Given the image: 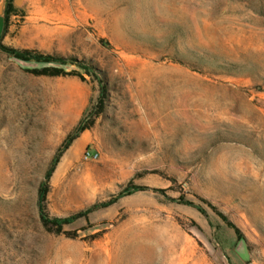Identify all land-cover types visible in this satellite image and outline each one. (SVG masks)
<instances>
[{"label":"rangeland","instance_id":"obj_1","mask_svg":"<svg viewBox=\"0 0 264 264\" xmlns=\"http://www.w3.org/2000/svg\"><path fill=\"white\" fill-rule=\"evenodd\" d=\"M0 41V264H264V0H0Z\"/></svg>","mask_w":264,"mask_h":264},{"label":"bare ground","instance_id":"obj_2","mask_svg":"<svg viewBox=\"0 0 264 264\" xmlns=\"http://www.w3.org/2000/svg\"><path fill=\"white\" fill-rule=\"evenodd\" d=\"M117 5L119 4V1H116L115 2ZM148 129V131H147ZM147 132H152L150 131V127L149 128H143V132H142V135L139 136L137 139V142L140 144H143V143H149V139L146 138V134ZM154 136V134H152ZM151 137V134L150 136ZM157 246H160V248L163 249V254L165 255L164 259H163V264H184V262L182 261H176L175 260V252H176V249H177V243H169V244H164L162 243L160 240H158V244Z\"/></svg>","mask_w":264,"mask_h":264},{"label":"trees","instance_id":"obj_3","mask_svg":"<svg viewBox=\"0 0 264 264\" xmlns=\"http://www.w3.org/2000/svg\"><path fill=\"white\" fill-rule=\"evenodd\" d=\"M8 18H9V12H7V13L5 14V26H6V24H7ZM0 48L3 49L4 51L9 52V53H14V54L17 55L18 57H21V58H28V57L26 56V53H27L26 50L21 51V50H17V49L11 48V47L5 45L4 43H2L1 41H0ZM36 71L39 72V70H36ZM68 146H69V144L67 143L63 148H61L60 151L65 150L66 148H68ZM45 196H46V189L43 190V193H42V197H43V198H42V199H45Z\"/></svg>","mask_w":264,"mask_h":264},{"label":"built area","instance_id":"obj_4","mask_svg":"<svg viewBox=\"0 0 264 264\" xmlns=\"http://www.w3.org/2000/svg\"><path fill=\"white\" fill-rule=\"evenodd\" d=\"M99 153L95 150H92L90 148H87L83 152V158L84 159H96L98 158Z\"/></svg>","mask_w":264,"mask_h":264}]
</instances>
